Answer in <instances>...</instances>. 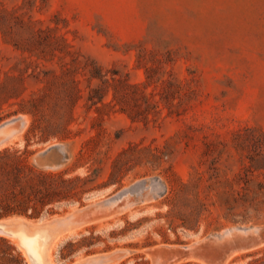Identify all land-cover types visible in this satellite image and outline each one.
Instances as JSON below:
<instances>
[{"label":"rangeland","instance_id":"obj_1","mask_svg":"<svg viewBox=\"0 0 264 264\" xmlns=\"http://www.w3.org/2000/svg\"><path fill=\"white\" fill-rule=\"evenodd\" d=\"M0 11V82L21 97L58 91L40 80L57 60L16 47L47 26L106 71L159 77L147 87L155 100L165 79L194 90L149 123L121 111L97 118L82 99L71 138L31 136L39 168L95 176L56 213L10 217L55 232L45 231L58 240L49 264H264V0H0ZM21 97L0 108V150L27 142L33 116L15 112ZM0 237L32 264L16 237Z\"/></svg>","mask_w":264,"mask_h":264},{"label":"trees","instance_id":"obj_2","mask_svg":"<svg viewBox=\"0 0 264 264\" xmlns=\"http://www.w3.org/2000/svg\"><path fill=\"white\" fill-rule=\"evenodd\" d=\"M4 20L6 15L0 11V30L7 35ZM54 30L50 26L35 29L34 32L32 30L33 34L16 43V47L36 55L39 60H57L59 69H43L44 76H40V80L46 82V87L57 89V92L45 96L32 94L26 98L21 97L20 86L15 84L8 87L6 81L0 82V108L3 103L21 97V107L15 112L33 116L26 132L25 146L0 150V220L14 216L38 218L47 213H56V207L80 201L93 188L90 184L95 180L94 175L68 177V170H45L29 159L33 153L29 149L31 136L40 135L38 142H48L66 140L75 134L71 125L77 119L76 107L82 99L87 111L95 110L98 113L97 118L121 111L132 120L149 123L162 112L161 103L173 114L194 93L190 86L165 79L158 92L160 100H155V93L148 92L147 87L157 83L159 77L148 72L144 82L135 83L116 69L106 71L94 58L75 49L65 35H53ZM31 63H35L36 67L44 64L37 60ZM13 79L21 78L13 76ZM85 88H88L86 95ZM48 100L54 101L53 117L41 121L40 106ZM58 147L60 145H54L49 150ZM0 264H27L21 251L4 237H0Z\"/></svg>","mask_w":264,"mask_h":264},{"label":"bare ground","instance_id":"obj_3","mask_svg":"<svg viewBox=\"0 0 264 264\" xmlns=\"http://www.w3.org/2000/svg\"><path fill=\"white\" fill-rule=\"evenodd\" d=\"M4 221H23L21 218L5 219ZM33 228L29 230H22L12 237H16L19 243L26 249L29 256H31L36 264H49L47 260V254L58 243V240H54L49 243L45 230L39 229L40 224H32ZM56 236V235H55ZM52 239V237H51Z\"/></svg>","mask_w":264,"mask_h":264},{"label":"water","instance_id":"obj_4","mask_svg":"<svg viewBox=\"0 0 264 264\" xmlns=\"http://www.w3.org/2000/svg\"><path fill=\"white\" fill-rule=\"evenodd\" d=\"M43 218H44V215L41 216L40 219H43ZM32 228H33V225H30L25 221H4L3 219L0 220V235L12 237L13 235H15V233L19 231L29 230ZM39 229L45 230L49 234L50 237L55 236V232H51L50 229L44 225H41L39 228L35 230H39ZM29 257H30L31 263L36 264L34 259L31 256Z\"/></svg>","mask_w":264,"mask_h":264}]
</instances>
